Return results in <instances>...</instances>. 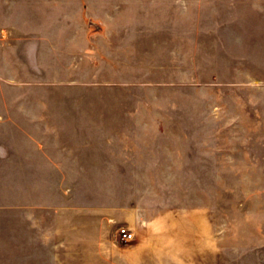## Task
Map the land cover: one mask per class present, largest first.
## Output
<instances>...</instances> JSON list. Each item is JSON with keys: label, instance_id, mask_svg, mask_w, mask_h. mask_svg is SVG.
Wrapping results in <instances>:
<instances>
[{"label": "rangeland", "instance_id": "1", "mask_svg": "<svg viewBox=\"0 0 264 264\" xmlns=\"http://www.w3.org/2000/svg\"><path fill=\"white\" fill-rule=\"evenodd\" d=\"M59 12L111 20L123 45L105 74L60 86V132L141 145L121 169L60 170V196L169 210L181 240L212 245L208 264H264V0H60Z\"/></svg>", "mask_w": 264, "mask_h": 264}, {"label": "crops", "instance_id": "2", "mask_svg": "<svg viewBox=\"0 0 264 264\" xmlns=\"http://www.w3.org/2000/svg\"><path fill=\"white\" fill-rule=\"evenodd\" d=\"M59 2L0 0V264H208L212 245L181 240L169 210L60 196V170L121 169L141 145L131 132H60V86L105 74L123 45L111 20L60 18Z\"/></svg>", "mask_w": 264, "mask_h": 264}, {"label": "built area", "instance_id": "3", "mask_svg": "<svg viewBox=\"0 0 264 264\" xmlns=\"http://www.w3.org/2000/svg\"><path fill=\"white\" fill-rule=\"evenodd\" d=\"M119 233L122 239L129 240L134 238V233L130 231L127 227H120Z\"/></svg>", "mask_w": 264, "mask_h": 264}]
</instances>
